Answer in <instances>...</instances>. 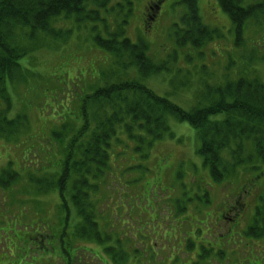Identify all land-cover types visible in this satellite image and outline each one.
Here are the masks:
<instances>
[{"label":"rangeland","instance_id":"obj_1","mask_svg":"<svg viewBox=\"0 0 264 264\" xmlns=\"http://www.w3.org/2000/svg\"><path fill=\"white\" fill-rule=\"evenodd\" d=\"M116 1L114 5L110 4V8L116 6ZM156 1L122 0L120 9L115 8L111 12V21H117V29H112L114 33L124 35L132 42L141 39L147 45V49H144L153 67H150V72L142 71L147 75L145 78L140 76L139 69L132 64L131 69L114 65V59L108 53L95 47L91 36L99 32H95L94 26L89 23L80 27V33L77 28H72L71 35L66 39L61 33L58 35V31L51 32L53 36L43 32L37 35L33 43L18 47L23 44L21 27L16 26L22 24H18V10L14 5L8 6L4 16L0 10L1 28L10 26L11 30L14 29L15 37L11 42L19 44L18 49L26 51L21 60L30 55L33 57L28 62H20L29 73L23 72L25 68L22 66L19 84L12 87L6 83L8 106L0 100V109L9 110L8 117L18 120L14 124L17 129L16 143H7L0 138V168L11 160L16 170L21 172L20 160L25 161L23 155L31 154L27 156V162L36 163L31 174L54 184L50 185V189L42 191L34 183H30L31 186L26 181L24 185L30 190V195L24 196V189L19 188L13 196H20L15 202L12 196L0 192V257L3 260L0 263L62 264L60 258L54 255L55 252L43 255L31 240V244H26V234L42 231V225L46 224L55 230L58 228L55 221L66 220L69 231L64 237L71 242L68 247L75 248V254H80L81 259L85 256L93 257L87 251L98 247L88 243L87 239L98 238L105 245L104 249L108 248L110 253L122 257L120 264H264V222H255L257 217L249 210L258 190L250 195V190L245 192L251 178L261 176L251 174L248 179L242 167L238 169L237 177H231L221 184L210 183L206 165L203 166L201 157L196 153L200 143L198 131L188 123L153 108L147 97L145 100L142 96L149 89L157 98L166 99L170 105L186 112L199 102L205 103L214 88L227 89L239 78L255 76L264 83V0H198L202 18L198 13L196 17L201 25L188 29L185 28L186 21L191 23L192 20V8L189 6L197 8L194 0L184 4H180L181 0H163L162 5ZM226 1H233L236 7L247 5L253 10H249L246 21L236 29L237 47L233 41L232 27L221 10ZM152 3L161 5V10ZM88 8L94 10L91 5ZM204 22L216 25L210 27L217 33L212 30L210 34L218 37V40L215 38L210 42L207 39L209 32L207 36L203 35ZM16 27L20 30H16ZM181 27L184 29L181 30ZM193 41L199 42L198 49L191 48ZM247 59H250L253 66H247ZM135 79L141 90H136L134 95L128 94L137 101L134 108L130 109L126 101L121 104L124 97L115 92L108 100L96 102L93 106L85 103L86 117L82 116L83 92L80 90L89 92L90 89L104 90L102 88L110 85H133ZM109 90L105 89L107 92ZM117 96L122 98L118 99ZM226 100L231 101L230 98ZM118 105L125 109L121 120L112 115L113 108ZM66 110L70 114L67 118L63 113ZM129 114L145 119L150 116L151 121L150 118L143 121H150L152 127L147 129L150 133L155 128L152 124L159 120L156 130L164 132L163 136L156 137L154 134L148 137L143 131L139 134L136 126L131 130L126 126V116ZM114 121L120 123L117 131L108 144L103 143L106 150L100 149L104 153H100L102 156L95 160L85 153L90 144L88 140L91 134L100 131L102 125ZM63 122L67 125L66 131L58 134L66 136L67 142L82 127L89 130L85 137L79 138L76 135L73 138V150L78 153V146L83 145V151L81 156L75 153L74 161L69 163L72 173L64 180V202L68 214H60L57 210L61 201L55 187L59 179H63V174L60 178L59 175L67 152L62 156L63 150L57 143L45 140L49 137V131L59 129ZM124 128L126 132L129 129L132 138L126 136ZM6 132L9 131L3 134ZM138 135L143 138L136 137ZM95 136L97 138L101 135ZM136 139L141 144L135 143ZM95 143L92 141L90 145L94 146ZM245 146L244 154L250 157L253 154L249 152L253 147L247 143ZM253 146H257L254 141ZM260 155H263L262 152ZM223 156L228 159L229 153ZM91 160L95 163L91 164L94 173L90 176L94 175L100 182L92 190L101 200L97 203L96 198L90 196V189L89 194L85 192L84 187L89 184L88 181L81 178V182H76L77 177L73 175L74 172L86 174L88 161ZM256 164L257 161L253 159L244 165ZM97 173L105 175L106 179H98L100 177ZM21 185L22 182L18 187ZM255 185L257 188L262 187V182ZM184 193L194 202H187L182 196ZM83 194H88L87 203H83V209H79ZM237 194H242L236 202L238 210L242 211L238 213L239 220L234 224L225 219L230 217L220 212L232 205ZM175 198H181L178 200L180 208L176 201H172ZM92 199L98 209L95 215L90 216ZM22 201L23 205L20 204ZM186 204L189 205L185 207ZM259 207L257 204L254 209ZM78 214H82V218L79 219ZM87 216L91 218L86 219ZM96 216L101 218L102 228ZM6 221L9 222L8 226ZM106 224L109 226L106 227ZM92 227L98 231L95 232ZM77 229H80L82 238L76 234ZM17 233H21L20 236L16 237ZM53 233L50 237L55 241L58 233L62 238V228ZM143 237L152 241L138 243L139 240L144 241ZM99 254L102 255L101 252ZM96 264L102 263L96 258Z\"/></svg>","mask_w":264,"mask_h":264},{"label":"trees","instance_id":"obj_2","mask_svg":"<svg viewBox=\"0 0 264 264\" xmlns=\"http://www.w3.org/2000/svg\"><path fill=\"white\" fill-rule=\"evenodd\" d=\"M10 1L13 4H11L9 0H0V10L2 9V16H4L5 12L8 10V6H16L18 10L16 14L20 17L21 20V22L20 20L18 21V24L22 23L21 25H16L17 27L20 26L21 30L17 27L16 30L21 31L23 44L19 45L17 43L15 44L14 42H11L12 38L15 37L14 29L11 30L10 26H7L6 28H1L0 25V100L4 105L8 106L9 104V101L6 97V83L8 82V84H11L12 87L19 84L18 81L22 79L20 70L22 71L23 66V64L22 66L20 65V62H28L29 59L33 58L30 54H28L27 56L30 55L28 58L25 57L26 59L23 58V60H21L22 56H25L26 51L18 49V47L26 46L28 45V43H33V41L38 38L37 35L43 32L49 34L51 32L57 33L58 31L59 33L57 34L60 35L61 33L63 35V38L66 39L71 35L72 31L65 30V32L62 29H59V26L68 22L80 21V23L84 25L86 23H89V25L94 26V31L100 33V35L99 33H94L91 36V40L93 41L94 46L111 55V57L114 58V61L120 66H124L125 69H131L130 64H132L133 67L135 66V68L139 69L140 76L142 78L147 77V75H145L142 71H151L150 67L152 66V64L151 60L149 59L150 57L147 56V54L145 53L144 48H147V45L144 43V41L140 39L138 42H132L128 38H125L124 35L116 34L112 30L117 29V26L114 25L115 21H111L113 18V13L111 12L114 11L115 8L120 9L121 5V3L117 4L116 0ZM115 1L116 6H114V8H110V4L113 3L114 5ZM90 5L93 7L94 10L88 8ZM189 7L192 8V11L190 12L192 20L191 23L186 21V29L201 25V23H199V19L197 18L198 16L196 17V8H194L192 5H190ZM246 8L247 9H241L240 7H236L233 1H226L222 10L224 13L229 15L230 19L233 21V23H235L236 27L239 28L240 25L244 22V20L248 18V14L250 12L249 10H252L250 9V6ZM44 14L48 15L50 18L45 19L43 17ZM203 27H205V31L203 29V35L207 36V33L209 32V36L207 37V39L210 40L213 35L210 34V31L207 26L203 25ZM78 28L80 29V27ZM191 32L192 34H194L192 29ZM192 45L196 49H198L197 47L200 46L199 42L197 41H193ZM126 62L129 63L126 64ZM247 66L250 67L251 65ZM33 67L35 66L33 65ZM26 71L29 73L27 68H25L23 72ZM258 79L254 76L253 78L247 76L239 78L237 81H233L227 89L214 88L212 90V97L209 96L206 100V105L196 104L197 106L195 108L186 112L183 111L181 108L170 105L166 99L162 100L157 98L147 88V90L143 92L144 94L142 96L145 97V100L147 97L148 101L150 102V105L153 106V108H158L160 109V111H164L168 115H172L180 122L188 123L189 126L193 127L195 130L198 131V138L201 143L199 155L202 157L204 165H206V167L208 168L212 180L217 183H221L227 178L235 177L236 175H238V169L245 167L244 164L246 161H252L253 157L260 158V154L261 152H263V146L260 144L264 143V83L259 81ZM133 82V85L125 83V85L122 87H114L113 85H110L107 88H102L104 90L95 91V89H90L89 92H84L83 90H80L81 92H83V97L81 98V105L83 104V106L81 107L82 116L86 117L85 103L87 104V106H93V104H96V102L99 103L108 100L107 98L115 92L119 93L125 98L124 99L122 97L117 96L118 99L122 98L121 104L126 101V103L131 106L130 109L132 107L134 108L136 106L137 101H135V97H130L128 94L133 93L134 95L136 90H141V88L137 85L136 79L133 80ZM105 89L110 90L109 92H107L105 91ZM219 93L220 97L218 98ZM227 98H230L231 101L227 102ZM108 105L112 109V104L109 103ZM113 109L114 111L118 110L119 113L113 111L112 115L116 116L117 119L121 120L125 109H122L120 105L114 107ZM8 113L9 110L4 109L2 111L0 109V135L3 134L5 131H9L6 132V134L0 136V138H2L5 142H14L16 141L17 131L16 126L14 124L17 123L18 120L8 117ZM63 113L66 118L70 115L67 110ZM149 118L151 121L150 116L145 119L143 117L136 118L133 115L129 114L126 116V119L128 120L126 122V126H128V128H130L131 130L134 126H136L139 134L140 131H143L148 137H153L154 134L156 137H161L164 132L161 133L156 130V127L158 128V125L160 124L159 120L156 123L152 124L153 127L155 126L153 133L152 131L150 133L147 130L149 129V127H152L151 123L150 121H147V123L143 121L148 120ZM136 120H142V122L140 123ZM160 121L163 120L161 119ZM119 124L120 123L115 121L109 122L107 123V125L104 124L101 126V133H99V131L96 134H91L90 139L88 140L89 143L91 144L92 141H96V143L94 146L89 144L88 147H86L85 153H88L90 157H94L95 160H98V158L102 156L100 153H104L101 150H106V147H103V143L108 144L109 139H112L114 137V132L117 131ZM66 127L67 125L64 123L59 125V129L61 131H66ZM88 131L89 130L85 126L79 129L78 131H75L76 133L72 134V137L68 139L69 142L66 141V136H57L55 132L51 134V136H55L52 139L55 140L58 146L63 150V156H65L67 152L66 157L62 160L61 172L59 175L60 178L63 174V179L57 178L59 179V184L58 186H55L58 189L59 198L63 209H65L66 205L64 202V180L66 181L68 179V176H70V174L72 173V170H70L72 168H69V163L74 161V156L76 153L73 150V138L76 135L77 137L80 136L81 138L85 137ZM98 134H100L101 136L96 138L95 135ZM126 136H128V138H132V133L129 131V129L128 132H126ZM136 137L143 138V136L141 135H138ZM253 141L254 144L257 143L256 148L253 146ZM246 143L249 147H253L251 152H249L253 154L250 156L251 158L247 157V155L244 154L246 151ZM82 146L83 145L78 146L79 150L78 153H76L78 156L82 155ZM95 147L98 150L95 149ZM224 153H229L228 159H224ZM77 159L79 160V158ZM102 160H105V157H102ZM24 162V165H22V171L20 172L22 177L20 174L16 173L15 171H12L11 168H7L8 170L3 171V173L0 175V192H4L12 196L13 202H15V200L17 201V197H20L15 196L13 198V196L15 195L16 186L20 182H22L23 186H25L24 184H27L25 183L26 177H24V174L26 172H28V174L30 175V183H34L36 187H38L42 191L50 189V185H54L53 182L47 180H36L35 176L31 174V169L35 168L36 164H34L33 162L27 163V158ZM92 163H95V161H88V166L86 167V174L81 175L80 173L77 174L76 172H74L73 175L77 177L75 179L76 182H79V179L81 178L86 179L88 181L89 184L84 187L86 188L85 192L89 194L88 191L90 189V196H94L96 198L97 203L101 200L99 199V195L97 193L94 194L92 190L96 187V183L99 185L100 182L97 181L94 175L90 176L94 173V169L91 166ZM242 172L244 171L242 170ZM245 173H247V169L245 170ZM97 176L100 177L98 179H106L104 177L105 175L103 174L100 175L99 173H97ZM259 176L261 177H258V175H256V177L253 176L251 178L250 188L254 187V184H256L257 181L260 180V178L264 177V175L260 174ZM30 185L33 186L32 184ZM81 186H79V188ZM74 187L76 186L74 185ZM25 190L27 192L26 194H29L30 190L28 188L26 189V187ZM88 194H83V200L79 202V209H83L82 206L85 205L83 203H87ZM90 206H92L89 207L92 208V212L89 215H95V211L96 209H98V205H94L93 199L91 201ZM73 207L75 206L73 205ZM78 218H82V214H78ZM88 218L91 217L87 216L86 219ZM96 218L100 223V227L102 228L101 218H98L97 216ZM90 222H92V220H90ZM8 223L9 222H7L6 226H8ZM92 228L95 232L98 231L97 228ZM76 234L80 238H82L81 233L76 232ZM26 236H28L26 237V244L30 243L31 241L33 242L34 239H32V237H29L30 235ZM92 241L95 242L97 240L92 239ZM90 242L91 241H89L88 243ZM68 245L69 244H67V246ZM74 249L75 248H70L71 251H74Z\"/></svg>","mask_w":264,"mask_h":264},{"label":"bare ground","instance_id":"obj_3","mask_svg":"<svg viewBox=\"0 0 264 264\" xmlns=\"http://www.w3.org/2000/svg\"><path fill=\"white\" fill-rule=\"evenodd\" d=\"M45 19H49L50 17L48 16V15H46V14H44V16H43ZM129 24V23H128ZM130 25V24H129ZM82 26H84V24H82V23H80V21H73V22H68V23H65V24H63V25H60L59 26V29H62L63 31H65V30H68V31H72V28H77V32H79L80 33V29L78 28V27H82ZM130 26H132V25H130ZM136 27H138V26H136ZM66 32V31H65Z\"/></svg>","mask_w":264,"mask_h":264},{"label":"flooded vegetation","instance_id":"obj_4","mask_svg":"<svg viewBox=\"0 0 264 264\" xmlns=\"http://www.w3.org/2000/svg\"><path fill=\"white\" fill-rule=\"evenodd\" d=\"M82 264H87V261L86 260H84V259H82V262H81Z\"/></svg>","mask_w":264,"mask_h":264}]
</instances>
